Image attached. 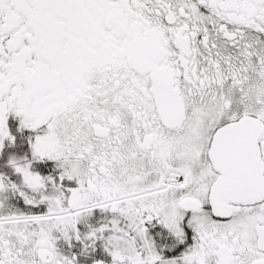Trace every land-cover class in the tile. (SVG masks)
<instances>
[{"label": "snow or ice", "instance_id": "obj_1", "mask_svg": "<svg viewBox=\"0 0 264 264\" xmlns=\"http://www.w3.org/2000/svg\"><path fill=\"white\" fill-rule=\"evenodd\" d=\"M0 264H264V0H0Z\"/></svg>", "mask_w": 264, "mask_h": 264}]
</instances>
